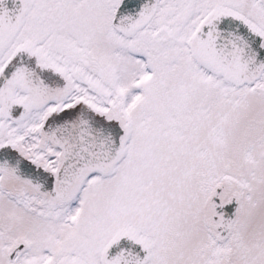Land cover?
<instances>
[{"label": "snow or ice", "instance_id": "snow-or-ice-1", "mask_svg": "<svg viewBox=\"0 0 264 264\" xmlns=\"http://www.w3.org/2000/svg\"><path fill=\"white\" fill-rule=\"evenodd\" d=\"M0 264H264V0H0Z\"/></svg>", "mask_w": 264, "mask_h": 264}]
</instances>
